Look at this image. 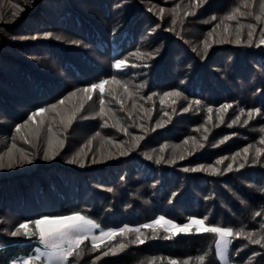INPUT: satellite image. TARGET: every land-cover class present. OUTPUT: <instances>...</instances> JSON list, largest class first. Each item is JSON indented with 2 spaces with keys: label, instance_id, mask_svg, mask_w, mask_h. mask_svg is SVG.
<instances>
[{
  "label": "trees",
  "instance_id": "16d2710c",
  "mask_svg": "<svg viewBox=\"0 0 264 264\" xmlns=\"http://www.w3.org/2000/svg\"><path fill=\"white\" fill-rule=\"evenodd\" d=\"M259 3L249 0L245 8L243 0H0V156L5 165L7 149L16 145L13 167L0 168V264L34 249L35 236L10 234L17 225L73 213L103 229L139 227L160 216L179 225L207 217L208 225L243 229L239 238L230 237V264H264V153L256 152L264 149V20L254 19ZM12 4L24 11L12 16L18 11ZM237 7L252 15L220 24ZM248 24L256 25L251 44ZM238 25H245L240 43ZM137 51L153 56L137 59L131 55ZM117 60L128 66L116 69ZM113 76L133 95L105 85L101 118L99 90L88 100L77 89ZM172 91L182 95L161 103ZM73 92L76 96H70ZM52 105L57 108L45 113L37 136V124L28 118ZM74 111L65 128L61 119L66 122ZM50 136L62 144L49 148ZM18 149L31 163L20 160ZM78 152L77 162L70 163ZM210 165L216 173L192 171ZM164 227L141 228L142 244L130 243L135 233L105 240L96 251L85 240L69 264H183L189 258L190 264H200L201 255L206 256L203 264H221L215 234H198L193 226L190 233L165 239L171 233ZM249 233L261 244L251 243ZM121 242L128 247L102 255Z\"/></svg>",
  "mask_w": 264,
  "mask_h": 264
},
{
  "label": "snow or ice",
  "instance_id": "6c2138e0",
  "mask_svg": "<svg viewBox=\"0 0 264 264\" xmlns=\"http://www.w3.org/2000/svg\"><path fill=\"white\" fill-rule=\"evenodd\" d=\"M28 0H25V3H27ZM200 2H204V0H200ZM13 8L18 9V11H15L12 13V16H18L20 12H23L24 9L22 7H20L18 4H12L11 5ZM243 6L245 8L249 7V0H243ZM179 8V6H177V9H173V11H177ZM163 9L160 10L161 14L163 13ZM194 14V13H191ZM246 15H252L251 12H243L241 11L240 7H237L235 9L232 10V12H230L229 14L225 15L221 21L220 24H224L225 21H233L237 19V16H246ZM212 20H216V17L213 16L211 18ZM254 19L256 21H262L264 20V0H260L259 3V14L254 16ZM173 23H175V20H173ZM217 27H220V25H217ZM245 27V25H238L236 32H237V40L236 43H240V39H239V33L240 30ZM249 29L248 32V42L249 44H251L252 41V37H253V33L256 29V25L255 24H248L246 26ZM215 31V30H213ZM224 31L227 32L228 31V26L225 25L224 27ZM262 31V35H264V29L261 30ZM213 35L212 32L208 33V36L211 37ZM47 37H51L52 33H47L46 34ZM57 39H61V37H56ZM226 42V41H225ZM71 43L74 44H78L80 43L79 41H71ZM260 44L264 45V38H262L260 40ZM210 45H208L207 41H205V52L207 51V48ZM259 46V45H258ZM131 55L135 56L137 59H141L143 56L147 55L148 57H152L153 53H140L139 51H137L136 53H132ZM128 65L126 63L125 60H117L114 64V67L116 69L122 70L124 68H126ZM133 67H135V65H133ZM108 84H113V85H118L123 87L124 92L128 94L129 98H131V96L133 95L132 92L129 91L128 85L126 83H124L123 81L117 79L116 76H113L110 80H102L100 83L98 84H93L89 87L83 88V89H77V92H82L85 94L86 98L88 100L92 99V94L95 92V90H99L100 93V99H99V105H100V109L99 112L97 113L98 116H100L101 118H103L106 115L105 112V99H104V92H105V85ZM112 92L115 91V89L111 90ZM76 92H73L70 94V96H76ZM153 95H156L155 93H153ZM182 94L178 91H172V92H165L163 94V97L161 98V103L165 102V98L168 97H180ZM113 98L115 99L116 97L113 96ZM67 99V98H66ZM148 100L152 99V96H148L147 97ZM64 100L59 101V104H64ZM118 103L121 104V110H123V104L122 101L117 100ZM172 103H175V100L172 101ZM194 103L199 104L200 101H195ZM82 107V106H81ZM133 107H135V105H133ZM142 107V106H141ZM232 107L231 105H224L222 106L223 109H227ZM57 108V105H52L50 106L49 109H39L37 112H34L31 114V116H29V121H31L33 124H37V128L35 129V133L38 136L39 135V130H40V126H42L44 124V115L45 113H47L48 111H55ZM188 108H185L184 111H188ZM78 111V110H77ZM110 111V110H109ZM208 111L211 113L212 109L209 108ZM257 114L259 113V110H254ZM242 114H243V110H242ZM57 115H60L57 112ZM253 113L249 112L248 116L249 119L252 118ZM39 116L41 117V119L39 120V122L36 121V117ZM76 116V112H72L71 115H69L67 117V121L65 122L64 118L61 119V123L65 125V128H67L68 126H70V124L72 123V121L75 119ZM236 120H239V117L236 118ZM236 121H233V123H235ZM245 123H247V121H245ZM27 122L25 123V125H17L16 127V132H20L22 127H27ZM104 126H108L107 122H105ZM158 127L163 126L162 124H158ZM231 126V125H229ZM112 127H118V122L117 124L112 125ZM123 131H125V133L127 134V130L126 129H121ZM262 132H264V128L261 129ZM48 132L51 133L52 129L51 127L48 128ZM96 136H100V133L97 132L95 134ZM95 139V137H93L92 139H90L88 141V144L91 145L92 140ZM137 140L142 139V137L139 138H135ZM194 139V138H193ZM206 139V137H205ZM227 139V137L225 138ZM25 142L27 143L28 141L25 140ZM223 141H221L222 143ZM185 144L188 143V141H184ZM261 144H264V138H262L260 140ZM204 145L201 144L200 147H203ZM48 147L51 148L52 147V138L51 136L49 137V141H48ZM13 149H16V145L15 143H13L8 149H7V155L9 156V162L7 163V165H5L2 160L3 157L0 156V168H3L5 166L11 168L13 167V159H12V151ZM248 148H245L243 151L245 153V155H247L248 153ZM18 151H20L21 155H20V160H24L27 161L28 163H31V160L28 159V156L26 153L23 152L22 149H18ZM161 151H163V148L161 149ZM81 152H83V148L81 149ZM81 152L77 153V156L74 157L72 160H70V163H76L77 162V158L80 156ZM257 152V156H259L260 154L264 153V149L261 148H257L256 149ZM56 153H53V156ZM127 152L126 151H121L120 155H126ZM237 156H239V153L236 154ZM51 158L49 156V153L47 151V149L45 150L44 153V159H49ZM148 159H152V157L149 155L147 157ZM181 159H183L184 157L181 156ZM161 159H163L162 157L160 159L156 160V163H160ZM226 159V158H225ZM233 161H235V156L233 157ZM94 163L97 161H93ZM219 163H223V160H218L217 164ZM244 164H241L240 167H243ZM228 170L232 169V164H228L227 166ZM186 171L188 169H185ZM200 170H210L213 173L217 172V169H215L213 166H208L207 169L204 168V166H200V168H196V169H192V171H200ZM108 191H112V189H108ZM256 215H261L260 212H257ZM208 218L204 217V218H189V222L183 225H179L174 223L171 220L166 219L163 216L158 217L156 220L152 221L149 224H144L142 226L139 227H130L128 225H125L119 229H101L100 225L98 223H96L95 221L91 220L90 218L86 217L85 215L81 214V213H73L70 215H66V216H60V217H41L39 219H36L34 221H25L20 223L19 225L16 226L15 231H12L10 234L12 236H17L20 234H23L29 238H32L33 236L36 237L38 243L42 246V247H37L34 249V252L32 254H30L27 258H18V261H14L13 264H69V258L73 257L74 255H79V250L81 248V245L84 243L85 240H88L89 238L91 239V249L92 251H96L100 248L101 244L105 241V240H112L115 239L117 236L120 237H126L129 233H135V238L134 240L130 241V243L136 244H142L144 243V239L142 238L143 233L141 232V228H145V229H153L155 230V228L157 226H165L164 227V231L165 232H170L171 235L165 236V239H170L172 238V236H175L179 233H190L192 231V227L195 226V230L198 234H203V233H212L215 234L218 239L215 242V247L217 250V254L218 257L220 259L221 264H229V257H228V249L229 246L232 244V240L229 239L230 237H232L233 235L237 238H239L242 234H243V229L239 230V231H235L231 228H225V227H220V226H215V225H208L207 222ZM31 225H34L35 228L33 230V228L31 227ZM94 229H100L99 234H94ZM253 234L249 233L247 235V239H249V241L251 243L254 244H261V239H264V237H262L261 239H252ZM99 242V243H98ZM128 247V243H124L121 242L119 244H117L115 247L113 248H109L108 251L104 252L102 255H109V253L111 254H116V252L122 251L125 248ZM100 257H96V259H99ZM190 259H187L185 261H183V264H190ZM197 261L200 262V264H203V262L206 259L205 255H201L199 257L196 258ZM93 264H95V260L93 261ZM149 264H154V262H149ZM169 264H180V262L176 261V260H170Z\"/></svg>",
  "mask_w": 264,
  "mask_h": 264
},
{
  "label": "rangeland",
  "instance_id": "374dc122",
  "mask_svg": "<svg viewBox=\"0 0 264 264\" xmlns=\"http://www.w3.org/2000/svg\"><path fill=\"white\" fill-rule=\"evenodd\" d=\"M52 137V136H51ZM56 144H54V139H53V142H52V147H55L56 148V145L59 147L62 143L60 142V141H56L55 142ZM58 150V149H57ZM60 150H58V152H59ZM57 176V175H56ZM169 220V219H168ZM101 229H103V228H101ZM104 230H107V229H104ZM94 231V234H99V231H100V229H94L93 230ZM90 239V238H89ZM230 239V238H229ZM91 240V239H90ZM37 242V243H36ZM99 243V242H98ZM32 244H34L35 246H34V249L35 248H37V247H42L39 243H38V241H34ZM230 247V246H229ZM34 249H32V250H29V252L28 251H23V252H20L19 254H18V256H19V258H21V259H23V258H27L30 254H32L33 252H34ZM228 252H229V249H228ZM220 260V259H219ZM14 261H18V258L15 260H13L11 263H8V264H13V262ZM230 264V263H229Z\"/></svg>",
  "mask_w": 264,
  "mask_h": 264
}]
</instances>
